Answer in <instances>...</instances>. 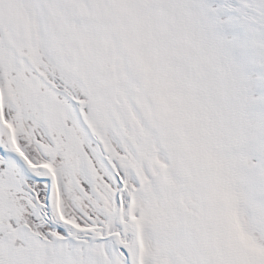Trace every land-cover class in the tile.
<instances>
[{
    "label": "snow or ice",
    "instance_id": "obj_1",
    "mask_svg": "<svg viewBox=\"0 0 264 264\" xmlns=\"http://www.w3.org/2000/svg\"><path fill=\"white\" fill-rule=\"evenodd\" d=\"M0 264H264V0H0Z\"/></svg>",
    "mask_w": 264,
    "mask_h": 264
}]
</instances>
